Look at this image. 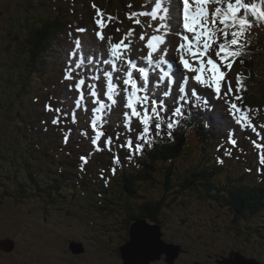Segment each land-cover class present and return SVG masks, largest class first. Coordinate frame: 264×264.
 I'll return each instance as SVG.
<instances>
[{
    "label": "trees",
    "instance_id": "obj_1",
    "mask_svg": "<svg viewBox=\"0 0 264 264\" xmlns=\"http://www.w3.org/2000/svg\"><path fill=\"white\" fill-rule=\"evenodd\" d=\"M19 1H7L14 7L11 8L14 17ZM34 1L23 0L22 6H19L27 14H33V18L26 15L25 24L24 22L20 24L22 35L20 37L12 35L14 38L12 44L16 45L18 58L25 59L17 72L16 81H12V70L10 79L0 94V188L7 189L2 192L5 197L14 201L18 207H22L20 204L27 203L36 196L41 208H60L62 219L63 216L74 217L77 223L87 229V238L89 233L98 237L96 243L99 251L107 248L106 244L109 242L107 238L110 236H104L98 220H108L115 212L114 207L119 206L127 215L126 221L129 223L126 227L129 229L137 220H146L151 225L161 226L159 221H162L161 216L165 213L166 193L216 203L233 211L235 217H243L236 219L251 221L250 228H254L255 217L264 214V177L261 178L262 182L254 181L253 175L246 171L248 158L244 161L239 154L235 156L234 167L219 166L216 161L213 165L209 164L213 156L207 147L216 138V124L210 118L209 112L200 113L190 109L192 115L186 118L188 129L181 132L174 142H165L157 137L151 148L145 147L144 153L134 157L132 161L125 159L127 151H124L127 153L125 155L121 153L122 166L116 165L114 176L109 171L112 167V158H108L107 154L95 153L96 160L84 165V171L80 170V157L84 156V151L79 147V143L72 140L63 144V132H66L63 125L41 123L43 119L35 110L40 108L42 100L40 97L33 98L32 93L36 92L33 85L42 70L46 71V67L55 64L50 63L49 58L51 50H55L54 41L64 36L65 29L72 20L83 19L92 12L93 4L99 9L107 10L113 16L114 13L120 14L121 11L127 10L126 8L132 5L130 1L136 3V0H37L40 7L34 5ZM45 4H54V9H48ZM35 8L38 10L35 11ZM3 25L2 22L0 26L4 27ZM13 28L10 30L9 27L10 32L7 31L10 41ZM253 50L254 46L251 48L252 53L245 51L246 54L240 58L243 64L237 60L233 65L243 78L242 83L246 90L242 93L241 105L246 108L257 106L261 102L259 95L264 97L262 86L264 80L258 76L264 69L260 66L262 54ZM41 81L47 83L46 80ZM57 93L47 91L49 96L59 97ZM30 101H34L39 108L34 106L33 110L29 106L24 107ZM189 133L193 134V138L197 137L196 142L199 143L197 146L199 151L191 155L187 154L186 147L190 142ZM116 148L114 146V152H118ZM194 155L197 156L193 158ZM104 157L109 160L106 161V166L103 165ZM188 157H191L192 161L186 164L187 168L178 165L179 160L184 161ZM238 166L243 169V173L236 169ZM101 169L105 170V178L113 184V191H110L104 180L100 179ZM153 192L161 194L159 201H150L142 195ZM86 195L90 200L95 199L93 206L89 207L82 203ZM116 195L119 199L125 197L127 203L113 204L114 199H117ZM85 208L89 215L94 213L89 226L84 222L85 214H81ZM132 211H135V214L129 215ZM62 223L66 225V222ZM72 225L71 222L67 224L68 227ZM112 226L111 231L114 232L116 224ZM101 239L105 242L101 243ZM128 239L129 231L123 236V242L117 245L118 253L119 247Z\"/></svg>",
    "mask_w": 264,
    "mask_h": 264
},
{
    "label": "snow or ice",
    "instance_id": "obj_2",
    "mask_svg": "<svg viewBox=\"0 0 264 264\" xmlns=\"http://www.w3.org/2000/svg\"><path fill=\"white\" fill-rule=\"evenodd\" d=\"M151 3L153 6L150 9L145 5V10L126 14L130 21L144 27L143 33L139 35V40L144 42L140 51L146 50L142 64L130 58L131 37L135 30L128 29L117 42H113L102 31L108 22H115L116 18L105 16L93 4L95 37L105 45L107 55L102 52L97 58L94 53L85 51L82 39H74V46L65 57L66 65L61 80V83L68 82L64 86L73 94L71 99L74 103L69 105L68 111L63 108V100L59 101V107L54 108L50 102L44 105L45 111L57 114L51 121L53 125L61 123V115L67 120L72 107L80 110L83 106L85 113L90 112V116H86L87 127L79 129L80 136L91 144L88 154L80 157L81 171H84L89 156L97 152H113L114 146L126 149L128 155L125 159L132 161L134 157L144 153L145 147L151 148L157 137L162 139L166 134L169 139H174L172 133L175 128L180 126L183 119L191 117V107L203 106L205 110H210L209 97L224 102L225 110L231 117L229 127L234 123L241 131L250 129L257 135L258 128H264V123L259 126L253 124L249 115L251 108L241 107L242 93L246 90L241 74L237 73L235 76V87L233 78L229 75L237 60L243 64L240 58L246 54L248 41L245 38L250 30L264 24V0H182V27L180 0H169L167 6L162 0H151ZM210 6L214 10L210 11ZM142 17L166 23L153 26L140 19ZM149 27L153 28L152 34L147 32ZM77 31L84 33L88 30L78 28ZM116 31L121 30L117 28ZM169 31L180 33V43L175 47L178 65L168 57L169 48L165 47ZM82 69L87 75H81ZM118 71L122 75L114 77ZM99 72H102L106 82V90L102 89L100 95L96 85L90 82L101 78ZM152 73H158L155 81L150 79ZM114 79L120 83L114 82ZM161 88L164 90L157 95L156 89ZM173 88L176 95H173ZM169 96H172L176 105L171 110L166 100ZM52 99L53 97H49V101ZM88 104L92 105L90 109ZM186 105L189 106L187 111ZM116 106L124 109L117 125H122L123 130L117 131L113 137L106 135L104 125L108 123L106 116ZM71 123H77L74 114H71ZM134 123L136 127L133 126ZM132 133H135L134 137ZM71 135V129L63 132V143L67 144ZM233 135L230 131L227 143L235 148L237 140ZM219 150L218 147L217 151ZM225 154L229 157L232 155L227 148ZM258 162L261 167L257 168V172H264V152L259 155ZM217 163L223 165L224 160L217 157ZM116 165L122 166L118 152L113 153L112 167L109 169L113 176L116 174ZM104 171L101 169L100 179L107 186L109 180L105 178ZM246 171L250 172L251 169ZM143 231L147 232L148 229Z\"/></svg>",
    "mask_w": 264,
    "mask_h": 264
},
{
    "label": "rangeland",
    "instance_id": "obj_3",
    "mask_svg": "<svg viewBox=\"0 0 264 264\" xmlns=\"http://www.w3.org/2000/svg\"><path fill=\"white\" fill-rule=\"evenodd\" d=\"M7 1L10 2L11 0ZM7 1L0 0V25H2V22L4 23V27L0 26V94H2L3 88L6 87L12 70V81H16L17 72L20 70L25 59L22 58V60H20L18 58L15 50L16 45L12 44L14 42L12 35L20 37L22 35L20 24L22 22L25 24L27 16L33 18V14H27L23 11L22 7L19 8V6H22L23 0H15L16 2L19 1V6H17L15 17L12 14L13 11L11 9L14 7L9 5ZM249 1L250 0H248V2ZM33 3L34 5H37V7H40V4L37 2V0H35ZM45 5L46 7H49L48 9H54V4ZM144 6L145 5L143 4H139L137 9L135 7H130L127 11L130 13L133 11L145 10ZM147 7L149 9L151 8L149 6ZM18 8L21 12H19ZM91 9L94 12L92 7ZM36 10H38V8H35V11ZM104 14L105 16H108L105 12ZM52 17L58 18L59 16L52 15ZM94 17L95 14L90 12L87 16H85L82 23L79 22L80 28L87 29V32L80 33L70 30V33L64 38L59 37L54 41L55 50H51L52 52H50L51 54L49 55V58L51 61L50 63L55 64H51V66L46 67L47 70H42L41 74L37 76L36 82L33 85L34 89L36 90V92L32 93L33 98L40 97L42 101H45V98H47L48 94L44 93H46L48 89L52 93H55V91L59 92L58 89L52 87L53 83L55 82L53 81L54 75L57 74V71L54 72L53 69L55 68L57 70L56 63H59L61 68H65V57L69 50L73 48L74 39L83 40L86 36L92 37L95 34L94 29L96 28V25ZM126 19L127 15L120 17L115 26L111 22H108L106 27L103 29L102 34H104L106 37H111L113 42H117L122 37L123 33L131 28L135 30L133 36L131 37L132 44L136 45V39L139 38V35L143 33L144 28L142 27V31L138 25L134 23V21ZM140 19L148 21V23L153 24V26H158L160 23H163V21L153 22L148 17H142ZM9 27L10 30L14 27L11 33L12 41H10V37H8L7 33V31L10 32ZM117 28H119L121 31L117 32ZM263 28L264 27L256 29L253 32L254 36L251 37V41L256 45H260L262 42H264ZM151 30H153L152 27L147 28L148 33H150ZM163 31L164 29L161 30V32ZM167 38L168 36H166V39ZM13 48L14 51L12 52ZM16 65H20V67L17 68ZM263 67L264 62L261 65V69H263ZM260 72L262 75L258 74V76H261L264 80V69ZM60 73L61 72H59V75ZM81 75H87L83 69L81 70ZM235 76L236 75H233V77L231 76L233 78V87H235ZM46 78H48V81H46L47 83L41 81L46 80ZM90 82L96 85L95 81ZM262 86L264 94V82H262ZM7 90L8 88L5 89V91ZM163 90V88L157 89L158 94H161ZM201 91L203 90L201 89ZM60 92L61 96L59 97V100H63V107L68 108L69 105L74 103L71 99L73 94L68 92L65 86L62 87ZM98 95L100 94L98 93ZM259 96L261 98V102H259L257 106L262 108L259 109L258 107H247L251 108L252 111L249 113V115L252 118L253 124L257 126L264 123V97L261 95ZM209 103L211 105L210 110L214 111V114L211 115V118L218 125V131L216 130L218 139L214 140V142L207 147V150L210 154L213 156L217 154L216 149L221 144L222 137H229L228 135L230 131L234 132L236 136H240V134H247L251 135L250 137H256L255 133L250 129L241 131L239 126L235 125L234 123H232L231 127H229L231 117L225 110V105L222 100L209 97ZM167 105L170 110L176 106L173 99L167 100ZM26 106H29V108L33 110H35L34 106L39 108V105H37L34 101H30L28 104L24 105V107ZM88 107L90 109L92 105L88 104ZM193 107L195 109L205 110L203 106ZM241 107L243 106L241 105ZM187 108L188 106L186 105L185 109ZM257 109H259L258 112ZM35 111L37 114H39V117H42L43 121H47L46 124L48 125L57 115L54 111L47 112L45 110H41V108ZM122 113L123 111L121 110L120 106H116L111 110L109 113L110 118H106L108 123L104 125L106 135H108V131L111 129H118L119 131L123 130L122 125L117 127L119 121L122 119ZM71 114H74L77 118V123H72L71 125L73 140H81L82 145H84L83 148L88 153L91 149L90 141L84 140V138L80 136L79 129L87 127L86 116H90V112L85 113L83 111V106L80 110L72 107ZM71 114L69 115L70 119L67 118V120L63 115H61V122H71ZM41 123L43 124L44 122ZM133 126L136 127L137 125L134 123ZM258 131H260V135H264V128H258ZM256 145L259 144L251 143L248 145L245 153L250 155V158L248 159L250 162L249 166L251 168L250 173L253 175L255 180H258V176H256L258 175V158L259 155L264 151H261V147H257ZM197 146L198 144L196 142L191 141L187 148V154L191 155V153L196 151L198 152ZM195 156L197 155H194L193 158ZM189 161H192L191 157L186 158L184 161L179 160L178 165H181L183 168H187L188 165L186 164H188ZM248 161H246V164H248ZM209 164H214V158L210 160ZM226 166L234 167V164L227 161ZM240 166H242V164H240ZM236 169L240 173H243V169H240L239 166ZM94 174H96V172ZM5 191H7L6 188H0V241L12 239L13 242L18 246V250L13 256L10 257V259L0 256V264H36L31 261L32 259L37 258L33 257L35 249L33 245L28 242V240L31 239L35 240V246L39 245L40 241L42 242L44 248L43 255L45 257V260L43 259V261H45V264H67L68 260L71 258L67 252V247L70 250L71 246L74 245V242H76L75 239H80L85 244V246L89 248V255L78 258L79 264H122L119 253L117 252V245L123 242V236L127 234L130 229L126 227L129 222L127 223V215H125L121 207H114L115 212L108 220H98L100 226H102L104 236H110L107 238L109 240V242L106 244L107 248L103 249V251H99L98 244L96 243L98 237L89 233L87 238V229L84 228L82 224L77 223L74 217L64 218L63 216L62 219V211L60 208H41L42 206L40 201L36 196H33L27 201V203L20 204L22 207H18L14 201H11L9 198L5 197V195L2 193ZM117 193L119 194V191ZM142 195L150 201H159V198L161 197L159 192L148 194L142 193ZM164 197V205H166L165 213L161 216L160 220L162 221H159L162 228L163 241L167 244L169 243L180 246L182 249V252L175 261V264H217V261H222L224 258H228V255L231 251L240 252L246 258H255L260 263L264 264L263 213L255 217V220L253 221L255 223V227L250 228V224H252L250 223L251 221L245 219H236L243 217H235V213L233 211H230L221 205H217L216 203L202 201L196 197H190L186 195L175 196L170 193H166ZM116 198L118 200L114 199L113 204L127 203V199L125 197L119 199L116 195ZM93 203H95V199L92 200V206ZM88 204L89 202L85 205L87 206ZM78 207L79 209L83 210L80 206ZM96 207L98 208L97 205ZM132 209H134V207ZM30 210L33 212V215L31 216ZM81 214H85L84 222H86L89 226L91 221H93L94 213L89 215L88 210L85 208L84 211H81ZM134 214L135 211H132L129 215ZM62 221L66 222V225H64ZM98 221H96L97 225ZM70 222L73 225L68 227L67 224ZM112 224H116V226H114L116 227L114 232L111 231V228H113ZM108 232H111V234ZM100 242L103 243L105 240L101 239ZM0 250V254H8L2 249ZM102 252H106V254H98ZM75 255L79 256L82 255V253ZM165 258L166 257L163 256L160 261H156L152 264H166Z\"/></svg>",
    "mask_w": 264,
    "mask_h": 264
},
{
    "label": "water",
    "instance_id": "obj_4",
    "mask_svg": "<svg viewBox=\"0 0 264 264\" xmlns=\"http://www.w3.org/2000/svg\"><path fill=\"white\" fill-rule=\"evenodd\" d=\"M240 67V65H238ZM238 72L233 67L231 75ZM143 229H148L144 232ZM0 249L10 254L15 249L13 240L0 241ZM70 250L74 254L83 253L82 246L74 243ZM1 251V250H0ZM182 252L180 246L167 244L162 240V230L159 225H151L146 220H137L130 226L129 239L119 248V257L122 264H152L160 261L165 256L166 264H175L179 254ZM217 264H261L256 259H248L241 253L231 252L228 258L217 261Z\"/></svg>",
    "mask_w": 264,
    "mask_h": 264
},
{
    "label": "bare ground",
    "instance_id": "obj_5",
    "mask_svg": "<svg viewBox=\"0 0 264 264\" xmlns=\"http://www.w3.org/2000/svg\"><path fill=\"white\" fill-rule=\"evenodd\" d=\"M162 3L165 6H167L169 4V0H162ZM180 3H181V0H180ZM181 13H182V7H181ZM163 23H166V21H163ZM181 27H182V22H181ZM152 33H153V30H151V32L149 34H152ZM177 35H180V33H178V32L172 33L171 31H169L168 38L166 39L165 47L169 48L168 57L171 59H174L176 61V64L178 65V56L175 52V47H178L180 40H179V36H177ZM93 36L92 37L86 36L83 39L85 51L88 53H94L97 58H99L101 56L102 52L104 55H107L106 51H104L105 45L97 41L95 34ZM143 43H144L143 41H140L139 38H137L136 39V45L132 44L131 52H130V58L137 61L140 64L143 63L142 57L145 55V52H146V50H145V52L140 51ZM99 75L101 78L99 80H96L95 83H96L97 92L101 93L102 89L106 90V82L103 80L102 72H99ZM114 77H119V74L115 73ZM156 78H158V77H156ZM150 79L152 80V75H150ZM114 82L118 83V80L114 79ZM173 93L176 95L175 88H173ZM122 94L123 93H121V95ZM156 94L159 95L157 91H156ZM166 100H168V97L166 98ZM255 107H258L259 109L262 108L260 106H255ZM121 110L124 111V109L122 107H121ZM106 118H108V115L106 116Z\"/></svg>",
    "mask_w": 264,
    "mask_h": 264
},
{
    "label": "flooded vegetation",
    "instance_id": "obj_6",
    "mask_svg": "<svg viewBox=\"0 0 264 264\" xmlns=\"http://www.w3.org/2000/svg\"><path fill=\"white\" fill-rule=\"evenodd\" d=\"M75 240H76V242H74V243L80 244L83 247L84 252L82 253V255L77 256L74 253H72V251L69 250L67 247V250H68L67 252L71 256V258L68 260L67 264H79L78 263L79 257H86L87 255H89V248L87 246H85V244L80 239H75ZM28 242L31 243L35 249L33 257H37V258L32 259L31 261L36 263V264H45V261H43V259L45 260V257L43 255L44 248H43L42 242L40 241L39 245H37V246H35V240L34 239L28 240ZM17 248H18V246L15 243V249L11 254L1 253L0 256H2L3 258H6V259H10V257L13 256L17 252V250H18ZM29 264H31V263H29Z\"/></svg>",
    "mask_w": 264,
    "mask_h": 264
}]
</instances>
